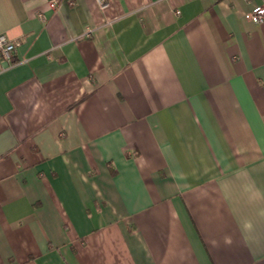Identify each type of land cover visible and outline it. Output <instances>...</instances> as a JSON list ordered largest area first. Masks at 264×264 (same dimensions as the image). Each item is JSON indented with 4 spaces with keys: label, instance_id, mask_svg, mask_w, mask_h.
<instances>
[{
    "label": "crops",
    "instance_id": "crops-1",
    "mask_svg": "<svg viewBox=\"0 0 264 264\" xmlns=\"http://www.w3.org/2000/svg\"><path fill=\"white\" fill-rule=\"evenodd\" d=\"M0 0V264H264V0Z\"/></svg>",
    "mask_w": 264,
    "mask_h": 264
},
{
    "label": "built area",
    "instance_id": "built-area-1",
    "mask_svg": "<svg viewBox=\"0 0 264 264\" xmlns=\"http://www.w3.org/2000/svg\"><path fill=\"white\" fill-rule=\"evenodd\" d=\"M100 8L104 9L109 5L110 0H96ZM49 6L54 8L56 0H50ZM250 20L255 23L264 21V5H256L248 13ZM18 41L8 37L6 34H0V62H10L14 55Z\"/></svg>",
    "mask_w": 264,
    "mask_h": 264
}]
</instances>
